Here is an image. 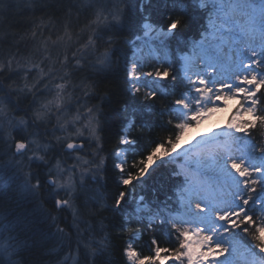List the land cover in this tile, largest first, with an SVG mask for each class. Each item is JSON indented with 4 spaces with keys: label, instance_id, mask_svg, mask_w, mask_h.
<instances>
[{
    "label": "snow or ice",
    "instance_id": "1",
    "mask_svg": "<svg viewBox=\"0 0 264 264\" xmlns=\"http://www.w3.org/2000/svg\"><path fill=\"white\" fill-rule=\"evenodd\" d=\"M161 166L153 205L142 189ZM116 250L264 264V0H0V264H115Z\"/></svg>",
    "mask_w": 264,
    "mask_h": 264
},
{
    "label": "trees",
    "instance_id": "2",
    "mask_svg": "<svg viewBox=\"0 0 264 264\" xmlns=\"http://www.w3.org/2000/svg\"><path fill=\"white\" fill-rule=\"evenodd\" d=\"M200 19L199 17H195L194 21L192 24H190L189 28H188V32L190 33H194L196 28L199 27V25L195 24V20ZM135 31V28H130L127 30V32L123 33V35H131V33H133ZM167 135V133L163 130L160 129H154L153 133H152V138L153 139H158L161 136H165ZM115 140H113L112 142L108 143L106 145V148L111 149L114 146ZM129 159H132V157H130ZM172 165H169V168H171ZM169 171V169L164 168L163 166L159 167L156 169V171L152 174V176L146 181V184L144 186V188L142 189L145 193V195L148 197V200L150 201L151 204L155 205L157 203H159V200L156 199V196H154L153 194V189H157L156 195L159 196L160 200L164 199V194L165 192L168 190L167 189V185H168V181H167V172ZM109 188L112 191H115V188L112 185H109ZM15 208V211L17 213H23L24 215L28 216L29 218L32 219H36L39 216V213L36 209V205L35 202H28V203H20V204H13L11 205ZM6 207H9L8 205H6ZM45 207L47 208H52V206L50 204H45ZM53 213H55V209H52ZM62 215V214H61ZM41 231L44 232H48L50 231V229L47 228L46 225H41ZM115 235V233H114ZM152 233L148 232L142 240H138L135 241L134 244L137 247V249L140 251L141 255H149V249L147 247H145L146 242L149 241V238L151 237ZM159 239L161 241V246L162 247H169V244L167 243V241L165 240L163 234H159ZM115 243L119 244V245H123L124 244V240L123 239H115ZM49 247L51 248H55V244H49ZM27 255V253H26ZM63 257V253L61 254V257ZM114 261L115 264H125L121 253L119 250H116L114 252Z\"/></svg>",
    "mask_w": 264,
    "mask_h": 264
},
{
    "label": "rangeland",
    "instance_id": "3",
    "mask_svg": "<svg viewBox=\"0 0 264 264\" xmlns=\"http://www.w3.org/2000/svg\"><path fill=\"white\" fill-rule=\"evenodd\" d=\"M232 103H234V102H230L228 107H226L222 111L214 114L217 116V118L214 121L208 123L209 119H213V116H214L213 115L211 118H209L205 121H202L197 129H190L188 132L185 133V138L190 139L192 136H195L198 131H200V132L207 131L211 126H214L217 123L223 124L228 119L229 113L232 111V107H231ZM246 259L250 262V264H260V258L259 257L255 258V260H254L253 257L248 256V257H246Z\"/></svg>",
    "mask_w": 264,
    "mask_h": 264
},
{
    "label": "bare ground",
    "instance_id": "4",
    "mask_svg": "<svg viewBox=\"0 0 264 264\" xmlns=\"http://www.w3.org/2000/svg\"><path fill=\"white\" fill-rule=\"evenodd\" d=\"M216 118H217V116L214 115V116H213V119H209L208 123L214 121Z\"/></svg>",
    "mask_w": 264,
    "mask_h": 264
}]
</instances>
